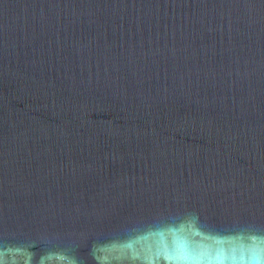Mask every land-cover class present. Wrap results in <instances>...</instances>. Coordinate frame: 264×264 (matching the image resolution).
Segmentation results:
<instances>
[{
  "label": "water",
  "instance_id": "1",
  "mask_svg": "<svg viewBox=\"0 0 264 264\" xmlns=\"http://www.w3.org/2000/svg\"><path fill=\"white\" fill-rule=\"evenodd\" d=\"M0 264H264V0H0Z\"/></svg>",
  "mask_w": 264,
  "mask_h": 264
}]
</instances>
